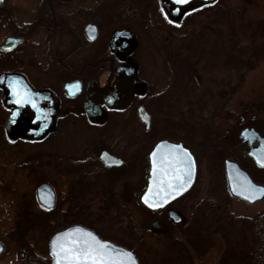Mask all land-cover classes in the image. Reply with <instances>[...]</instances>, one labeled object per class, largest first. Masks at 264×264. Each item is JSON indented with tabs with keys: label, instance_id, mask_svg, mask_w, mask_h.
<instances>
[{
	"label": "flooded vegetation",
	"instance_id": "1",
	"mask_svg": "<svg viewBox=\"0 0 264 264\" xmlns=\"http://www.w3.org/2000/svg\"><path fill=\"white\" fill-rule=\"evenodd\" d=\"M186 19L170 20L162 0H0V67L12 68L2 75L22 76L34 91L49 92L56 108L66 112L57 115L43 140L4 139L23 157L18 159L16 175L33 180L30 192L13 194L16 213L27 206L37 213L35 217L45 215V220L36 219L33 224L43 223L52 232L45 252H23L22 261L55 264L52 239L78 227L133 252L139 264L141 260L145 264H230L231 259L238 261L234 264H264V82L247 91L244 63L233 61L236 65L225 66L228 55L219 68L223 75L219 81L214 74L218 67L213 64V47L220 44L214 42L205 51L208 58L197 54L188 72L196 83L206 81L216 90L214 101L212 92L190 94L194 100L198 95L211 100L202 114L219 116L216 123L198 129L178 119L170 129L157 122L161 108L155 104L160 101L149 109L156 99L166 98L159 91L163 82L173 78L171 69L186 67L182 61L166 59L180 46ZM150 53L158 57L145 59ZM253 63L257 68L264 64ZM176 74L181 78V72ZM131 88V102L112 108L110 98L118 90H123L118 95L123 98ZM87 106L91 107L86 112H77ZM140 107L151 116L150 126L139 117ZM92 112H104L105 122H94L98 118ZM63 121L68 128L85 132L79 151L48 146L30 154L24 151L25 146H43L56 137ZM6 126L7 121L2 127L5 133ZM168 141L190 153L197 177L184 195L162 210L151 211L140 199L150 182L151 154ZM204 173L205 189L199 190ZM44 186L47 195L51 191L48 207L38 196ZM199 191L204 194L200 203ZM129 206L146 211V235L139 241L119 226L118 213L126 218L127 229L133 222L127 215ZM188 211L195 212L190 219ZM171 213L178 216L177 221ZM167 228L177 232L171 234ZM168 246L173 249H165Z\"/></svg>",
	"mask_w": 264,
	"mask_h": 264
},
{
	"label": "rangeland",
	"instance_id": "2",
	"mask_svg": "<svg viewBox=\"0 0 264 264\" xmlns=\"http://www.w3.org/2000/svg\"><path fill=\"white\" fill-rule=\"evenodd\" d=\"M220 8H227L230 11H233L230 13H233L235 15H237L235 11L241 10L242 12L240 11L238 13H242L243 15L239 16V18L229 19L226 17L225 19L222 20L220 25H213V24L209 25V23L207 22L208 20L206 19L207 16L209 17L215 16L216 13L220 11ZM261 19H264V0H220L217 5H214L212 8H209L203 13H199L198 15L191 18L189 20L190 22L193 21L191 28L188 26L189 21H187L186 25L182 27L179 37L183 38L184 35L187 36L188 34L191 36L190 33L193 32L191 37L192 39H194V42H192L191 48L194 51L193 54L195 57L197 54L200 55L202 53H205L207 49L210 51L211 46L213 45L212 43L216 42L217 44H220L218 45L219 49L217 45H214L213 47V54L215 55L213 59L214 60L213 64L214 66L218 67V70L215 69L216 70V73H214L215 77L218 78L219 81H221L223 75L221 74V69L219 68H223L224 65L225 66L229 65L228 60H226L227 64L223 65V62H224L223 58L226 57V55H229L230 44H232V42L244 39L245 37L244 36V33H245L244 24L250 23L252 25H257V23L260 24ZM189 35H188V38H189ZM172 38L174 37L172 36ZM221 39H223L224 41ZM174 42H175L174 40H171V43L174 44ZM239 46L240 45H238V47ZM220 49H223V53L220 51ZM157 57L158 56H156V54L150 53V55L146 57L145 59H156ZM204 58L207 59L208 57H204ZM11 69L12 68H10L9 66H4L3 68L0 67V76L3 74V72L9 71ZM171 70H172L171 76L173 78L170 80V82H167V83L163 82L160 87L162 91H159L161 93L163 92V96H165L166 98L161 99V100L156 99L154 103L150 104V107H149V109L151 110L155 102L160 101V104L156 103L155 105H156V108L158 107L161 108L160 109L161 113L157 109H154V110L156 112H159L158 114H161V115H164L169 111V107L167 105L168 99L173 98V97H178L180 92L183 90L181 87V82H180L181 80L177 76V74L175 75V73L183 71L185 76H187L186 74L188 73V69H184V68L183 69H171ZM160 72H162V69ZM245 78L247 80L246 81L247 91H251L252 88L260 86L261 83L264 82V64L262 63L260 68L256 67L253 70L249 71V73L246 74ZM161 80H163V78H161ZM201 81H203V74H202ZM187 82L191 84L190 79H187ZM188 83H187V86L189 85ZM229 85L230 84H228V86ZM228 86H227V89H228ZM215 91L216 90H214L213 88L211 89V92H212L211 95L214 97L212 101H214L217 98ZM224 91H226V89ZM2 99H3L2 93L0 91V242L5 247L4 253L0 257V264H27L26 262L20 259L19 255L21 253L23 252L24 253L45 252L47 249L45 248V243L40 237L41 232H39L38 234L35 231L34 232L29 231L27 236L25 237L26 245H24V247H22L21 243L16 241V237L14 238L15 218L17 214H16V207H15L16 201L13 198V194L17 195L15 193L23 191V190L30 192L31 189H33V186L31 184L33 183V180H26L23 178V176L18 175V174L16 175V173L20 172V171L17 172L18 170L17 165L19 162L18 159H23V157L19 155L15 147L12 148L9 145H5L4 143V139H6V133L5 131H3L2 127H4L6 124L8 113L5 111ZM80 123H84V122L81 121ZM61 124L62 126L59 128H61L62 130L57 134L56 137L55 135L52 136L50 140L49 139L47 140L48 142L46 141L43 143V146L33 145V147H30L32 151L30 150V148L26 149L27 146L24 145L25 146L23 147L24 151L27 154H30L34 150H39L41 147L42 149H46L47 146L48 148H57L60 150L68 149L69 151H75L77 149L79 151L80 148L84 146V140H85V135H86L85 132L79 131V129L75 130V129L68 128L67 121H63L61 122ZM42 152L48 153V152H45V150H43ZM201 176L202 177H201V183L199 185V190L205 189V185L207 181L205 173ZM3 188L7 190L3 192L2 191ZM10 191H11V194H9ZM203 197H204V194L201 193V191H199L198 193L199 202L198 203H200ZM128 210L129 212H127V215L129 214L130 216L128 217L133 220V222L128 224V229L131 224L132 230L130 232L128 231L127 226L125 225L126 218H122V216L124 215L121 213H118L119 222H121V224L119 223L118 224L122 228L123 233L127 235L130 234L135 237V240L139 241L137 238L146 235V232L144 229L146 224H148L146 220V211L142 210L141 208H138V206H135V207L129 206ZM194 211L186 212V215L189 219L193 214H195ZM202 212H204V210L197 214V221L201 220L200 214H203ZM41 224L43 225V223ZM167 229L168 231H171V234H174L177 232L175 228L174 229L167 228ZM161 231L162 230L160 231L157 230L155 232L159 233ZM204 231L205 230H202V232ZM212 235H215V234L212 233ZM231 236H233V233H231ZM234 238H235V242H237L238 234L236 232L234 233ZM238 242H240V240ZM133 243L135 246L139 245V243L137 242H133ZM165 249L172 250L173 246H168ZM143 261H146L145 257L143 258ZM141 263L145 264V262H142V260H141Z\"/></svg>",
	"mask_w": 264,
	"mask_h": 264
},
{
	"label": "water",
	"instance_id": "3",
	"mask_svg": "<svg viewBox=\"0 0 264 264\" xmlns=\"http://www.w3.org/2000/svg\"><path fill=\"white\" fill-rule=\"evenodd\" d=\"M217 1L218 0H188V3L180 4L177 3V0H162V6L170 20L180 23L188 14L213 6ZM132 82L134 85V81L132 80L131 86ZM13 88H15L25 99L30 100V102L17 104V97L13 92ZM0 89H2L4 92V105L11 112L7 122L6 132L8 138L12 141L20 139L43 140L53 128L57 115H64L66 113L60 112L56 108L53 96L49 92L34 91L22 76L15 74H6L1 76ZM122 89L126 91V89L123 87V84ZM123 90H118L116 96L110 98V101L113 104L111 105L112 108H124L131 102L133 88L128 90V94L122 98L118 95ZM33 104H35V107H33ZM91 106L84 107L83 109L77 110V112H86ZM91 115L93 118L94 116H97L98 118L92 119L94 122L103 123L106 120V114L104 112H92ZM139 117L144 123H147L148 126L151 125V116L146 112L144 107L139 108ZM185 151L186 150L182 145L170 141L161 143L153 151L150 158L152 169L150 173L149 186L147 191L140 199L142 205H144L146 208L150 209L151 211L162 210L170 202L176 200L188 192L193 186L197 177V166L194 158L190 155L191 161L194 162L192 165L190 182L182 191L168 196L166 203L162 202L164 200L166 191H171V189L168 187L169 184H178V182L175 180V176L183 174L184 179H188L187 171L189 161L183 155ZM154 153L155 159L153 156ZM103 159L107 164H109V166H112V163H109L107 158L103 157ZM109 159L111 161H115L113 158L109 157ZM47 191L48 188L46 186L41 187L38 190L40 202L45 207L50 206V203H52V201L47 200L51 195V191L49 190L50 195H47ZM145 198H147L150 203L157 204L158 206L149 207V205L145 203ZM177 218L178 216L175 213H171V219L177 221ZM77 229L80 231L77 232ZM84 233H89V231L76 227L61 232L52 239L51 253L53 254L55 264L57 262V257L53 253V244L57 241V237H65L66 234H71L67 235V239L62 241V243L66 245L71 244L73 241H79L82 243L84 240L88 239ZM94 236L101 243H104L108 246L107 251L114 260H123L126 262L128 257H125L122 254L131 253L132 258L135 260V264H139L135 255L131 251L115 246L111 243L103 242L96 235ZM3 252L4 245L0 243V256L3 254Z\"/></svg>",
	"mask_w": 264,
	"mask_h": 264
},
{
	"label": "trees",
	"instance_id": "4",
	"mask_svg": "<svg viewBox=\"0 0 264 264\" xmlns=\"http://www.w3.org/2000/svg\"><path fill=\"white\" fill-rule=\"evenodd\" d=\"M206 10L208 9L197 11L191 14L190 16L187 17L186 21H189L194 16L198 15L199 13H203ZM240 11L241 10L235 11V13H237V15H235L233 13H230L233 11H230L227 8H220V11H218L215 16L213 17L207 16L206 19L208 20L207 22L209 23V25L212 24L220 25L222 20L225 19L226 17L229 19L239 18V16L243 15L242 13H238ZM192 24L193 21L191 22L189 21L188 26L191 28ZM244 32H245L244 39L232 42V44H230V48H229L230 53L228 55L227 60L229 65L232 64L236 65V62L233 61H241L242 63H244V69H245L244 75L246 77V74H248L249 71L256 68L253 62L256 61L264 62V19H261L260 24L257 23V25H252L250 23L244 24ZM192 33L193 32L190 33L191 36ZM188 35L187 36L184 35V37L181 38L180 40V44H179L180 46H178V48L175 51L173 50L172 52H170L169 55L166 56V59L168 58V60H173V61L178 60L186 64L187 68L181 67L180 69L183 68L190 69V67L192 66L191 62L195 60V56L193 54L194 51L191 48V44L192 42H194V39H192L190 35L188 38ZM238 45L242 47L240 48V46L238 47ZM200 55H203V59H205L204 58L205 53H202ZM186 75L187 76H185L183 71H181L180 82L183 90L180 92L178 97H173L168 99L167 105L169 107V111L166 114L161 115L157 122L164 123L170 129H173L178 119H180L183 124L194 125L198 127V129H201L204 126L209 125V123L211 122L216 123L215 119L219 118V116H216L214 114L207 115V113L206 115L202 114L204 113L203 112L204 109L210 108L211 100L203 99L200 95L205 96V94L210 93L211 92L210 85L206 83V81H204L203 84H200L198 82L196 83L194 80H192L193 78L192 76H190L189 72ZM187 79H190L191 84L187 82ZM187 83L189 84L188 86ZM195 91L198 92V94H200L197 96L198 99L196 100L190 97V94ZM16 214L17 215L15 218L14 238L16 237V241L21 243L22 247L26 245L25 237L27 236L29 231L31 232L35 231L38 234L39 232H41L40 237L43 240V242L46 243L45 241H47L52 234L51 229H49L45 224L43 225L39 224L37 226L33 224L36 219L45 220L46 219L45 215L42 214L41 216L35 217L37 216V213H33V211H30L27 208V206L25 209L22 210L20 214L18 212ZM236 262L238 261L237 260L232 261L231 259L230 264L232 263L234 264Z\"/></svg>",
	"mask_w": 264,
	"mask_h": 264
},
{
	"label": "snow or ice",
	"instance_id": "5",
	"mask_svg": "<svg viewBox=\"0 0 264 264\" xmlns=\"http://www.w3.org/2000/svg\"><path fill=\"white\" fill-rule=\"evenodd\" d=\"M177 3L185 4L188 3V0H177ZM78 87V86H77ZM13 92L16 95V103L23 104L29 103L30 100L25 99L21 94L13 88ZM35 107V104H33ZM184 157L188 159V171L187 177L188 179H184V175L175 176V180L178 184L173 185L169 184V189L171 191H166L163 203L167 202L168 196L173 195L176 192L182 191L187 184L191 180L192 174V165L193 161H191L190 153L184 152ZM155 159V153L153 154ZM145 203L149 205V207H156L157 204L150 203L147 198H145ZM80 230L77 229V232ZM66 234L65 237H57V241L53 244V253L57 257L56 264H135L134 258H132L131 253H123L122 255L128 257V260L125 262L123 260H114L113 257L107 251L108 246L104 243H101L92 233H84V235L88 238L84 240L82 243L79 241H73L71 244H64L62 241L67 239Z\"/></svg>",
	"mask_w": 264,
	"mask_h": 264
}]
</instances>
